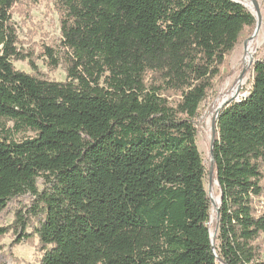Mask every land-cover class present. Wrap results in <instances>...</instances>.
Returning <instances> with one entry per match:
<instances>
[{
  "label": "trees",
  "instance_id": "1",
  "mask_svg": "<svg viewBox=\"0 0 264 264\" xmlns=\"http://www.w3.org/2000/svg\"><path fill=\"white\" fill-rule=\"evenodd\" d=\"M16 2L0 0V117L36 136L0 134V213L36 196L41 264H264L254 246L264 213L253 206L263 192L264 56L249 93L217 116V237L196 122L254 14L237 0H56L67 80L55 81L13 63L26 59ZM55 54L47 48L57 67ZM17 219L24 234L26 216Z\"/></svg>",
  "mask_w": 264,
  "mask_h": 264
},
{
  "label": "rangeland",
  "instance_id": "2",
  "mask_svg": "<svg viewBox=\"0 0 264 264\" xmlns=\"http://www.w3.org/2000/svg\"><path fill=\"white\" fill-rule=\"evenodd\" d=\"M244 3L247 8L257 15L256 5L259 8L261 23L245 29L238 46L226 57L221 67V75L214 82L213 89L208 93L206 100L201 104L196 118L198 127L197 142L206 166L205 185L210 199L218 203L221 190L216 173L211 175L212 147L217 131L214 129V119L217 111L231 101H238L245 97L254 83L253 63L264 56V0H237ZM250 4V5H249ZM62 18L63 11L56 0H17L12 9V23L18 36L17 47L25 56V60H14L16 69L34 74L40 78L66 81L67 63L65 50L62 46ZM257 20V19H256ZM261 33V34H260ZM254 37V39H251ZM259 40L252 47V58L246 62L248 56V43ZM47 48H52L60 59V65L54 67L51 58L46 55ZM245 73L243 74V72ZM235 92L236 95L231 96ZM172 101L178 95H169ZM11 130L15 140L21 141L36 136L30 129L17 130L15 122L0 117V134ZM263 192L254 199V212L264 213V178L262 180ZM40 190L44 188V178H38ZM212 202L211 232L214 237L219 234V223L216 207ZM37 204L36 196L27 193L12 199L7 207L0 213V264H41L43 251L39 239L33 228L43 218V213L34 215L33 208ZM23 213L28 221L25 233L19 229L18 214ZM7 230L3 233L2 230ZM23 236L19 242L18 238ZM254 246L258 257L264 259V233L255 241Z\"/></svg>",
  "mask_w": 264,
  "mask_h": 264
},
{
  "label": "water",
  "instance_id": "3",
  "mask_svg": "<svg viewBox=\"0 0 264 264\" xmlns=\"http://www.w3.org/2000/svg\"><path fill=\"white\" fill-rule=\"evenodd\" d=\"M238 2H240V1H238ZM242 3V2H241ZM244 4V3H243ZM245 5V4H244ZM246 6V5H245ZM247 7V6H246ZM256 10H257V15L259 16V8H258V6L256 5ZM257 15H255L254 14V16L256 17V19H257V26H260V23H261V20H260V18H258L257 17ZM251 39H254V37H252ZM245 73V71L243 72V74ZM232 102V101H231ZM219 111H220V109L217 111V114H216V117H215V119H214V129L216 130V120H217V116H218V114H219ZM213 147H214V144H213ZM213 147H212V150H211V153H213ZM213 172H214V167H213V162H212V166H211V175L213 174ZM213 202V201H212ZM220 200L218 201V204H216L215 202H213V204L215 205V207H217L218 209H219V207H218V205L220 204ZM211 235H212V237H214L213 236V234L211 233Z\"/></svg>",
  "mask_w": 264,
  "mask_h": 264
},
{
  "label": "bare ground",
  "instance_id": "4",
  "mask_svg": "<svg viewBox=\"0 0 264 264\" xmlns=\"http://www.w3.org/2000/svg\"><path fill=\"white\" fill-rule=\"evenodd\" d=\"M248 1V0H247ZM250 5V4H249ZM261 34V33H260ZM257 42H259V40H255V41H251V42H249L248 43V56H247V58H246V62H250V60H251V58H252V47L254 46V45H256V43ZM234 95H236L235 94V92L231 95V96H229V97H233ZM216 204H218V203H216Z\"/></svg>",
  "mask_w": 264,
  "mask_h": 264
}]
</instances>
